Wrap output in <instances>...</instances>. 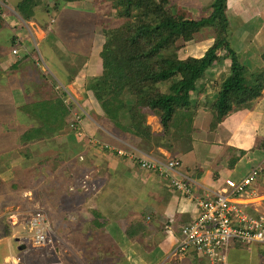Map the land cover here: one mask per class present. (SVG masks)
Segmentation results:
<instances>
[{
    "label": "rangeland",
    "instance_id": "374dc122",
    "mask_svg": "<svg viewBox=\"0 0 264 264\" xmlns=\"http://www.w3.org/2000/svg\"><path fill=\"white\" fill-rule=\"evenodd\" d=\"M54 1L40 0L36 8V20L32 21L35 24H29L14 10L16 0H0V8H2V14L5 17L3 22L4 29L0 31V48L3 50L6 47H10V44H6V42L12 35L16 33L24 34L22 38L25 46L26 44L30 46L27 53V55H30V58L22 64L29 66V71L33 65L32 60H34L35 67L38 68L36 70L37 72L32 69L31 73L23 72L24 74H19L13 80L11 76H7L10 79V83H13V87H15L11 92L5 89L3 90L2 88L5 86H0V230L4 226L2 214L5 211L15 210L20 214V217L26 220L31 214L43 210L51 220V229L56 232V234L55 232L50 234V242H46L42 246L32 245L22 240L20 242V237L24 235L22 229L11 230V232L7 231L6 237L0 234V264H43L41 260L43 258L40 259L38 257L37 250L44 248L51 242L61 252L56 261L58 264H72L75 254L77 253V256L81 252L86 253L84 256H86L87 262L89 260L92 261V247L89 248V246L91 245L90 243H97V240L90 237L93 234L90 236H87V234L92 230L94 231L96 227L95 220H100L101 217L96 215L92 219L91 216L95 212L94 208L98 209L97 202L104 201V203H107L112 195H117L116 183L118 180L117 176H109L107 182L111 189L101 187L95 190H84L79 187L77 181L81 180L86 174H91L90 177L93 176L94 180L97 179L94 181L95 183L98 181L99 185L102 184L101 179L103 176L106 177V175H103V172L97 173L98 171L95 169H97V162L107 159H103V154L118 155L116 150H121L124 154H139L138 149L140 147L138 146L139 148H137L139 138H133V135L131 136L129 133L118 130L109 120L100 122V118H103L102 113L93 98L89 95V101L87 102L80 94L74 91V87H79L82 90L87 80L101 71V60L98 56V49H100L103 42V28L115 27L116 24H119L115 19V11L110 9L108 2L103 3L104 0H78L75 3L76 5L62 3L55 10L53 9ZM211 1L178 0V3L185 8L188 18L200 19L208 15ZM234 2L235 0H228L226 12L231 28L236 26L235 20H233L235 12L230 9V6ZM238 7L239 3L237 5ZM45 8H48L47 12ZM244 9V12H241L243 17L244 15L247 16L245 17L246 20L253 19L256 16V11L255 13H247L250 9L248 8L247 11L246 8ZM10 17H14V19H10ZM41 21L46 23V30L40 27ZM17 23L24 30H14L19 28L18 25L12 27ZM246 26L255 28L256 23L252 22L249 25L246 24ZM246 26L243 27L244 30L242 29L238 33H247ZM233 31L232 28L231 41L235 43L238 36ZM46 35L47 37L45 38ZM212 35L213 33H211L210 29H203L188 44L182 45L183 42H179L180 44H177V56L201 55L211 46L213 42ZM36 46L37 48H35ZM258 47L262 48L261 45ZM242 49L238 51L242 52ZM255 52L256 49L254 46L248 47L247 51L243 52V60H251ZM171 54L173 55L175 52ZM18 56L20 57V53ZM22 56L21 59L26 55ZM39 56H41L44 65L42 62L37 65L39 63V60H37L40 58ZM225 61L227 62V60ZM223 64L225 65L224 62ZM224 65L222 67H220V64L217 65L218 69L222 70L220 74L229 73V66L224 68ZM226 65H229V63H226ZM247 68L249 71L247 78L261 74L264 70V67H253L250 63ZM36 74H38L37 77L35 76ZM65 74L72 77L73 80L71 83L74 86L68 85L64 87L60 83L59 79H62ZM33 79L40 80L43 88H45V99L58 96L57 90L66 92V97L62 95V100L70 108L71 112L67 118V122H71L72 118L78 116L77 114L84 115L83 120L81 118L80 135L76 134L75 136V134L65 131L54 136L50 135L49 137H43L29 142L21 141V136L26 130L40 125L37 119L24 113L19 109L20 106H18L42 99V93L40 91V96L35 94L28 95L30 94L28 93L29 91L35 90L34 86L36 84L32 82ZM206 79L198 84V90L202 92L200 96L195 97L194 94H192L194 96L191 95L193 97L191 105L195 109V112L201 107L203 110L209 111L213 116V113L209 109V103L215 98L214 96L218 90V86L216 85L217 80L210 84L208 80H211V78L207 77ZM128 89H125V93H127ZM134 101V96H128V104H134ZM5 103L8 106H5ZM17 103L20 104L17 105ZM118 120L122 125L131 123L126 109L119 111ZM146 123L152 131L154 127H160L157 117L153 115L146 116ZM212 124L213 122L211 123V127ZM87 127H94L96 129H94L93 133H90L91 130L89 131ZM82 134H86L98 140L100 143L96 145L89 143L83 139ZM168 139L170 143L173 142L172 136H168ZM111 141L116 146L110 144L109 142ZM153 144L155 146V143ZM101 145H107L109 149L102 148ZM178 146L180 147L179 141H175L171 146L172 152L166 151L173 154L175 148ZM146 153L157 154L153 146ZM83 154H87L86 157L90 160L91 166L94 164L92 163V158L96 160V165H93L94 168H91L88 163L89 161H86L85 158L84 161H80V156ZM122 157L127 156L122 155ZM167 159L169 160V158L160 160L165 161ZM109 162L111 163V161ZM92 169L94 170L92 171ZM92 172L98 174L95 176L96 178ZM88 187L91 189V186ZM129 191V193L124 194V197L127 198L130 194L134 196V190L130 189ZM56 205L61 206L62 212L59 213L66 214L67 221L64 224L61 223V229L64 231L68 230L67 237L62 234L59 227L58 231L54 229L53 222L56 219L53 220L52 217L58 211ZM109 209L112 214V212H116L118 209V212H123L128 208L121 206L118 208L117 206V208L109 207ZM52 213L54 214L53 216ZM89 215L91 219L88 218ZM76 219L80 220V222L78 221L76 223ZM8 225L10 226V224ZM113 226L117 230V224L114 219ZM71 227H74V229H69ZM59 233L63 235L62 238L59 236ZM108 242L110 241L107 239V244H109ZM21 244L25 248L23 250L17 249ZM97 246L100 248L99 244ZM123 251L124 249L121 251L115 249L114 254ZM94 252L98 255L100 254V257L105 260L103 251L94 250ZM42 253H45L44 257H48V260H52V256L49 253L45 251ZM136 253L141 254L140 249L136 250Z\"/></svg>",
    "mask_w": 264,
    "mask_h": 264
},
{
    "label": "crops",
    "instance_id": "0c3cea01",
    "mask_svg": "<svg viewBox=\"0 0 264 264\" xmlns=\"http://www.w3.org/2000/svg\"><path fill=\"white\" fill-rule=\"evenodd\" d=\"M238 3L239 7L237 8ZM244 8H246V11L248 8L250 9L247 13H255L256 11V16L253 19L246 20L245 17L247 16L244 15L243 17L241 12L245 10ZM230 9L235 12L233 20H235L236 26L232 28L234 30L233 32H235V34L237 33L238 36L235 43L232 41V48L237 53L239 52L238 50L243 48V51L238 53L242 59L241 63L247 66L250 63L253 67H264V61L261 59V55L264 54V0H235L234 4L230 6ZM0 16L2 19H5L2 13ZM10 19H14V17H10ZM252 22L256 23L255 28L246 26V24L249 25ZM27 23L35 24V22L32 21ZM17 25L18 23L12 27ZM245 26L247 28V33H238ZM19 29L24 30L23 28L14 30ZM14 35L17 37L16 48L19 49L20 57L14 56L11 53L12 48L10 47H6L3 50L0 48V51L4 52L0 56V86H5L2 89L9 92L14 90L15 87H13V83H10V79L7 76H11L13 80V78L17 77L19 74H24L23 72L31 73L32 69L35 71L38 69L35 67V64H33L30 67L31 70L28 71L29 66L22 64L23 62H27L30 58L26 57L28 56L26 55L21 59L23 57L22 55L28 53L30 46L27 44L25 46L22 38L24 34L16 33ZM46 37L47 35L45 38ZM252 45L256 49V52L251 60H243V52L247 51L248 47H253ZM259 45H261L262 48L258 47ZM223 62L225 65L222 63L220 67L223 65L224 68L229 66L226 65L228 61ZM220 72H222V70L218 69L216 65L206 72L204 80H207V77L211 78V80L208 81L212 84L218 79ZM35 76L37 77L38 74ZM32 82L36 84L34 86L35 88L33 87L35 90L29 91L28 93L30 94L28 95L35 94L40 96L42 93V98L46 96L44 92L45 88H43L40 80L33 79ZM69 85H72V83ZM79 90V87H74V91L77 94H79ZM39 91L41 93H39ZM200 93L202 92H199L197 88L194 93L195 97H199ZM18 104L20 103H17V105ZM4 105L8 106L6 103ZM212 122V126L214 125L213 127H211ZM87 128H89V131L91 130L90 133H93L94 129H96L94 127ZM160 130V127L153 128V132H159ZM132 137L135 138L134 136ZM190 137L191 140L188 142L187 149L183 151V148L178 146L175 148L173 154L159 147L155 149L157 154L146 153L138 149L139 154H132V156L128 154L126 155L127 157L124 158L115 154H103V159H107L97 163L96 160L92 158V163L97 164V169H95L98 171L97 173L103 172V175H106V177L103 176L101 179V185H99L98 181L96 182L98 184L97 187V184L94 182L97 179L94 180L93 176L90 177L91 174H86V176H89V180H91L89 181L91 189L88 188V190H95L101 187H105L104 189L110 188L107 182L109 176H117L118 181L116 183L117 195H112L111 199L108 198L109 200L107 203H104V201L97 202L98 209L94 208L95 212L91 216L92 219L93 216L96 215L101 218L100 220H95L96 227L94 231L92 230L87 234V236L93 234L90 237L96 239L97 243L100 245L99 248L97 243H90L91 245L89 248L92 247V258L90 257L92 261L89 260L90 264H210L204 255L199 254L193 248H190L183 254L171 256V251L179 239L178 225L186 224L191 219L196 218L198 215L197 206L192 199L182 196L180 193L172 190L165 181L159 179L155 174L142 170L135 156H146L157 160L165 158L178 159L180 161L179 171L189 176L190 179L195 182L192 186V191L197 195H211L212 192L224 186V182L227 178L238 180L246 176L263 158L264 89L262 90V95L252 102L250 108L244 107L235 109L221 122H215L209 111L199 107L193 117ZM109 143L113 144L112 141ZM137 148H139L138 145ZM86 155L87 154H83L80 157L84 156L83 158L89 161L88 163L91 166L90 160L87 159ZM85 159L80 161H84ZM109 161H111V163ZM94 164H92V166ZM92 166L91 168H94V166ZM93 170L94 169H92V171ZM97 173L92 172L94 177L98 175ZM130 189L134 190V196L130 194L127 198L124 197V194L129 193ZM253 190L255 191V195L248 196L244 201L247 203V212L251 215H257L264 210V173H261L257 178ZM239 201L241 202L243 200ZM56 206L58 207V211L55 213L56 215L52 217L53 220L56 219L54 222L57 224L55 225L53 222L54 229L58 231L59 227L62 234L67 237L68 230L64 231L61 229V223L64 224L67 221L66 214L59 213L62 212L61 206ZM117 206L118 208L121 206L127 207L128 209L123 212H118V209V211L112 212L111 214L109 207L117 208ZM8 212L17 213L15 210L11 209L2 214L4 226L1 228L0 234L4 237L7 236V231L11 232V228H9L6 223V214ZM53 215L52 213V216ZM17 216H20V214L17 213ZM88 218L91 219L90 215ZM113 219L117 224V230L113 226ZM78 221L80 222V220L76 219L75 222L77 223ZM167 224H171L169 230L166 229ZM72 228L74 229V227L69 229ZM63 235L59 233L61 238ZM107 239L110 241L108 242L109 244H107ZM54 246L55 245L51 242L44 248H39L37 250L39 254L38 257L44 259H41L43 264H53L54 262L58 264L56 261L61 252ZM51 248L52 250H50ZM115 249L119 251L124 249V251L116 252V256H114ZM139 249L141 254L136 253V250ZM94 250L103 251L105 260L100 257V254L98 255L95 253ZM43 251L49 253V255L52 256V260H48V257H44L45 253H42ZM76 254L72 264H89L86 260V256H84L86 253L81 252L80 254L78 253L77 256ZM227 254L228 264H264V246L258 244L244 245L235 243L228 248Z\"/></svg>",
    "mask_w": 264,
    "mask_h": 264
},
{
    "label": "trees",
    "instance_id": "16d2710c",
    "mask_svg": "<svg viewBox=\"0 0 264 264\" xmlns=\"http://www.w3.org/2000/svg\"><path fill=\"white\" fill-rule=\"evenodd\" d=\"M39 1L16 0L14 10L24 21H35ZM77 1L55 0L53 9L62 3L76 5ZM105 2L115 11L119 24L103 28V42L98 49L101 71L87 80L79 94L87 102L90 95L98 104L103 117L100 122L109 120L118 130L139 138L140 150L147 152L153 146L172 152L175 141H179L183 151L187 149L195 114L191 95L204 81L206 72L225 60L229 63V73L218 75V90L215 99L209 103L215 122H221L235 109L250 108L252 102L262 95L264 70L247 78L248 68L231 46L232 29L226 14L228 0H212L208 15L200 19L188 18L178 0ZM45 9L47 12L48 8ZM3 22L0 16V31L4 29ZM40 27L46 30V23L41 21ZM203 29H210L213 33L211 46L199 56H177V44H188ZM16 40L17 37L12 35L6 44L13 48L17 46ZM261 59L264 61V54ZM32 62L34 64V60ZM72 80L66 74L59 79L64 87ZM57 91L58 96L54 98L38 99L19 107L40 122L39 126L25 131L22 142L65 131L75 134L67 122L70 108L62 100L66 92ZM128 96H134V104L127 103ZM121 109L128 111L130 124L122 125L118 120ZM147 115L157 117L161 127L159 132H153L146 123ZM81 118L83 120L84 115L80 114ZM168 136H172V143Z\"/></svg>",
    "mask_w": 264,
    "mask_h": 264
},
{
    "label": "built area",
    "instance_id": "2783aa9c",
    "mask_svg": "<svg viewBox=\"0 0 264 264\" xmlns=\"http://www.w3.org/2000/svg\"><path fill=\"white\" fill-rule=\"evenodd\" d=\"M12 53L17 54V50L13 49ZM39 57L37 65L41 62L44 65L41 56ZM77 115L72 118L69 125L75 130V135H80L81 119L80 115ZM83 139L95 145L100 143L86 134L83 135ZM101 146L109 149L107 145ZM262 150L264 153V142ZM116 151L119 156L128 155L121 150ZM129 155L132 156V154ZM80 159L84 158L80 157ZM135 159L142 170L155 174L172 190L192 199L197 206V217L186 224L178 225L179 239L171 251V256L183 254L193 248L199 254L204 255L210 264H228L227 251L231 245L240 243L264 246V210L257 215H251L247 212V203L244 201L248 196L255 195L253 187L259 175L264 173V156L246 176L238 180L227 178L224 186L212 192L211 195H197L192 191L195 182L179 171L180 161L178 159L161 161L146 156H135ZM77 183L80 188L88 190L89 176L85 175ZM9 219L11 230H23L24 235L20 237V242L22 240L32 245L42 246L50 242V234L54 233L50 226V219L43 210L31 214L26 220L14 212H8L6 221L8 222ZM170 227L171 224L166 225L167 230Z\"/></svg>",
    "mask_w": 264,
    "mask_h": 264
},
{
    "label": "clouds",
    "instance_id": "9594fccd",
    "mask_svg": "<svg viewBox=\"0 0 264 264\" xmlns=\"http://www.w3.org/2000/svg\"><path fill=\"white\" fill-rule=\"evenodd\" d=\"M35 48H37V46H36ZM13 49H16V50H17V54H13V53H12ZM37 50H38V49H37ZM11 53H12L14 56H18V55H19V49H17L16 46H14V48H12V50H11ZM25 55H27V54H25ZM16 215H17V213H16ZM7 223H8V222H7ZM9 228H10V226H9ZM20 246H21V245H20Z\"/></svg>",
    "mask_w": 264,
    "mask_h": 264
},
{
    "label": "water",
    "instance_id": "95a60500",
    "mask_svg": "<svg viewBox=\"0 0 264 264\" xmlns=\"http://www.w3.org/2000/svg\"><path fill=\"white\" fill-rule=\"evenodd\" d=\"M25 248V246L24 245H22V246H19V250H22V249H24Z\"/></svg>",
    "mask_w": 264,
    "mask_h": 264
},
{
    "label": "flooded vegetation",
    "instance_id": "af4514ba",
    "mask_svg": "<svg viewBox=\"0 0 264 264\" xmlns=\"http://www.w3.org/2000/svg\"><path fill=\"white\" fill-rule=\"evenodd\" d=\"M8 222H9V224H11V223H10V220H8Z\"/></svg>",
    "mask_w": 264,
    "mask_h": 264
}]
</instances>
